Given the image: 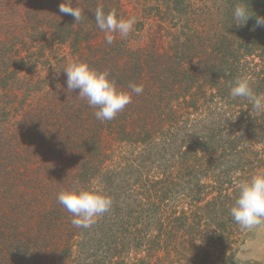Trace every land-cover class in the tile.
I'll return each instance as SVG.
<instances>
[{"label": "trees", "instance_id": "16d2710c", "mask_svg": "<svg viewBox=\"0 0 264 264\" xmlns=\"http://www.w3.org/2000/svg\"><path fill=\"white\" fill-rule=\"evenodd\" d=\"M208 1L214 13L190 0L144 5L168 22L165 47L161 25L147 43L131 32L106 44L95 10L125 18L123 0H0V264H240L249 230L229 208L235 181L264 171V116L229 85L247 75L264 93V26L229 25L234 0ZM247 3L264 16V0ZM73 61L144 91L100 122L67 89ZM77 184L113 201L87 229L56 200Z\"/></svg>", "mask_w": 264, "mask_h": 264}, {"label": "clouds", "instance_id": "9594fccd", "mask_svg": "<svg viewBox=\"0 0 264 264\" xmlns=\"http://www.w3.org/2000/svg\"><path fill=\"white\" fill-rule=\"evenodd\" d=\"M59 12L73 16L75 22L82 19V10L72 7L71 3H61ZM94 15L96 26L105 34L104 39L108 45L114 42L116 35L127 38L137 23L135 16L125 19L119 17L115 11L105 13L101 7L95 10ZM252 17H255L257 26H264V16L257 15L247 0H234L229 25L243 27ZM223 22L224 16L221 12L218 16V26H222ZM62 69L66 76L67 89H78L79 98L94 109V116L100 122L115 119L132 103L133 94L141 95L144 91L143 85L136 83H130L129 90L121 89L109 78L107 71H97L86 62L73 61ZM229 96L232 100H246L257 117L264 116V93L255 91L253 81L247 75H240L230 82ZM234 191V202L229 208L233 221L244 230L264 225V171H256L245 178L237 179ZM56 200L71 214V224L84 229L95 224L113 205L109 195L78 184L59 190Z\"/></svg>", "mask_w": 264, "mask_h": 264}, {"label": "rangeland", "instance_id": "374dc122", "mask_svg": "<svg viewBox=\"0 0 264 264\" xmlns=\"http://www.w3.org/2000/svg\"><path fill=\"white\" fill-rule=\"evenodd\" d=\"M140 3H136V1H130L131 3L126 2L123 0V3L125 5L127 15L125 16V19L129 17L135 16L137 18V23L134 26V30L132 31V37H135L137 34L140 41L143 43H147L150 39V35L154 34L155 32V27L158 25L163 26L164 30L161 31L160 35L157 37V43L161 42L164 46L166 47V44L169 40V36L166 35V30L169 28V24L166 21L158 23L157 21L155 22V17L153 21L151 20L152 18H146L145 13L143 11L144 5H152L154 3V0H138ZM192 3H194L197 8L199 9L200 6H206L210 8V10H204L202 13L204 14L206 11L214 13V8L213 4L208 1V0H190ZM202 4V5H200ZM204 17H201L200 21L203 20ZM139 23L142 24L141 29L139 28ZM172 28L170 27L169 30ZM138 32V33H137ZM143 32V33H142ZM134 34V35H133ZM136 34V35H135ZM136 43V42H135ZM161 46L162 50L164 46ZM239 241H242V244L238 246L237 252H236V259L238 263L240 264H247L251 262V264L256 263V264H264V225L258 226L252 230L247 231L246 233L244 232L243 235L239 238Z\"/></svg>", "mask_w": 264, "mask_h": 264}]
</instances>
